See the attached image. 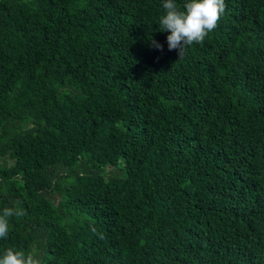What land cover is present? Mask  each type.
<instances>
[{
    "label": "trees",
    "instance_id": "trees-1",
    "mask_svg": "<svg viewBox=\"0 0 264 264\" xmlns=\"http://www.w3.org/2000/svg\"><path fill=\"white\" fill-rule=\"evenodd\" d=\"M164 2L0 0V258L264 264V0L180 58Z\"/></svg>",
    "mask_w": 264,
    "mask_h": 264
},
{
    "label": "clouds",
    "instance_id": "clouds-1",
    "mask_svg": "<svg viewBox=\"0 0 264 264\" xmlns=\"http://www.w3.org/2000/svg\"><path fill=\"white\" fill-rule=\"evenodd\" d=\"M225 0H186L183 7L177 6L176 0H165V14L159 18L161 32L170 33L166 37L169 50H178V58L182 56L186 46L202 43L209 33L213 32L225 12ZM152 45L162 50V45L155 40ZM23 215L22 211L6 207L0 214V239L9 233V217ZM0 264H41L33 255H25L22 251L8 248L5 250Z\"/></svg>",
    "mask_w": 264,
    "mask_h": 264
},
{
    "label": "rangeland",
    "instance_id": "rangeland-1",
    "mask_svg": "<svg viewBox=\"0 0 264 264\" xmlns=\"http://www.w3.org/2000/svg\"><path fill=\"white\" fill-rule=\"evenodd\" d=\"M2 162H3V161L0 160V163H2ZM4 162H5L6 165H10V164H12V160L9 159V158H6ZM113 170H114V167H112V166H107V167H104V168L102 169V171H104V172H109V173L113 172Z\"/></svg>",
    "mask_w": 264,
    "mask_h": 264
}]
</instances>
